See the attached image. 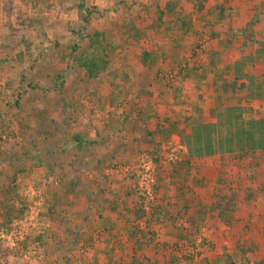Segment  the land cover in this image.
Masks as SVG:
<instances>
[{
    "label": "rangeland",
    "instance_id": "rangeland-1",
    "mask_svg": "<svg viewBox=\"0 0 264 264\" xmlns=\"http://www.w3.org/2000/svg\"><path fill=\"white\" fill-rule=\"evenodd\" d=\"M230 4L229 0H0V264H142L141 260L157 257L165 261L168 253L158 246L163 233L157 227L169 217L159 207L152 205V212L148 204L151 216L133 222L131 230V222L97 206L99 185L108 176L111 182L119 179L118 196L110 195L119 201H115L118 209L138 206L146 169L154 202L165 192L185 195L182 206L191 201L186 215L198 230L195 251L182 241L181 254L188 259L173 264H222L223 254L230 255L233 264L264 263V153L255 151L242 159L236 158L237 153L189 158L178 137L188 113L191 124L212 121L203 119L202 112L194 113L197 81L193 76L188 79L186 69L195 60L200 65L236 61L239 55L234 49L226 52L227 48L241 44L237 36L249 32L229 20ZM78 5L86 9L82 15L87 21L78 18ZM217 23H223L221 29H214ZM9 29L15 31L13 38ZM95 31L104 35L109 66L89 79L83 70H76L73 59L87 49L80 37ZM74 45L79 48L73 50ZM142 52L150 55L148 69L139 59ZM18 53L23 55L21 62ZM206 70L211 77V69ZM187 97L192 102L184 101ZM204 99L199 104L212 108L219 104L217 99L213 103ZM120 125L124 129L118 133ZM156 129L165 137L146 143V132ZM74 137L83 144L78 149ZM153 144L160 145L157 151ZM115 145H125L127 157H118ZM200 146L208 151V145ZM108 151L116 154L114 159L107 156L95 165L96 155ZM225 201L230 210L219 215ZM12 207L23 209V215L13 217L5 226L9 228L3 229L5 211ZM146 220L149 223L139 225ZM170 222L176 229L172 238H183L188 226L184 219L176 216ZM102 229L105 233L95 241ZM116 229L124 239L123 250L105 252L104 234ZM131 231L155 236L138 248L127 238Z\"/></svg>",
    "mask_w": 264,
    "mask_h": 264
},
{
    "label": "trees",
    "instance_id": "trees-1",
    "mask_svg": "<svg viewBox=\"0 0 264 264\" xmlns=\"http://www.w3.org/2000/svg\"><path fill=\"white\" fill-rule=\"evenodd\" d=\"M199 5L200 6H198L199 7L198 9H201L202 5L201 4ZM83 8H84L83 5H78L77 7L78 18H80L83 21L84 20L87 21L88 20L87 16L82 15L83 10H86ZM160 15H161V12H160ZM229 20H231V18H229ZM263 20H264V9L261 10L259 13H257L254 16L253 20H250L246 28L251 29V27H254L255 25L257 26L258 23H261V21ZM23 21L32 23L34 20L32 18H25ZM217 26H219L220 27L219 29H221V27L223 26V23L222 25L220 23H217L214 29ZM9 30H11V35L9 34V36L13 38L12 33H14L15 35V31L12 29H9ZM256 37H257V34L253 32V30H251L247 32V34L243 35L244 41H242L243 47L246 46V43L247 44L255 43L257 45L258 52L255 53L254 56L253 55L252 56L242 55L240 59L236 61L232 70H230L231 69L230 67H226L220 73H218L214 69L211 70L210 73H213L215 75L214 81L212 82V90L213 92H215V96H214L215 99H217L219 102L217 106L213 107L209 111V117L212 118V121L204 122L199 125L193 124L190 127L188 132L182 129L178 134L180 143L186 148L187 155L189 158L202 159V158H207V157H210L216 154H220V155L228 154L229 156L230 155L232 156L235 153H237L236 158L242 159L244 155H247L250 153V157H252L255 151L264 150V77L256 78V77L247 76L243 74H242L243 76H241V72H242L241 70L246 65L247 62L251 64H256L257 60H259V57L263 56L262 51L264 50V38L263 36L260 38L258 37L256 38ZM79 40H85L87 42V45H86L87 49L79 53L78 57H75L73 59L75 68L76 70H79V69L83 70L89 79H95L100 74L104 73L107 67L109 66L108 59H109L110 51L106 49L107 45L104 43V35L101 34L100 32L95 31L91 35H86V36L82 35ZM8 41H10V39H8ZM19 43L21 42H18L17 44ZM226 43L231 44L230 41ZM76 48H79V47L74 45L73 50H76ZM195 53H196L195 51H192V55H195ZM213 54H214L213 56L216 59L219 58L216 52H214ZM22 56H23L22 53L16 54V57L18 58L19 62H21ZM138 56H139V59L142 61L143 65H145V68L148 69L149 68L148 62L150 60V55H148L145 52H142ZM215 62L211 61L210 64L212 67L215 66L216 64ZM186 70L187 71L189 70V72H191L192 69H186ZM201 72H202L201 76L206 77V71L202 70ZM226 72L228 74L232 73L233 77H231L230 79L229 78L230 76L229 75L227 76ZM189 76H191L190 73H188L187 77L189 78ZM56 78H60V77H56ZM242 78H244L245 83H240L237 86L238 80H241ZM206 92L207 91L205 89H202L200 87L195 89V92H194L195 96H193L192 98L193 100H196L195 101L196 105L199 104V101L203 99ZM230 95H238L239 99L236 98L235 104H230V102H228L227 104H224L223 99L226 96H230ZM242 99L245 100L244 102H246V100L248 99L259 100L261 102V106H259L258 109H254L250 106L242 105V102H243ZM15 105L17 106L18 103L16 102ZM199 111H200L199 106H196L194 113L199 112ZM189 118L184 117L181 123L183 122L185 124V122L188 121ZM121 126L122 125L117 127L118 133H120L124 129V128H121ZM158 132H159L158 129L152 132L147 131L145 134L144 141L146 143L153 142L154 140L153 137H155V135H157ZM74 139L77 140L78 138L74 137ZM120 139L123 140V137H120ZM78 140H77V143H78ZM200 145H203V146L208 145L207 146L208 151L206 150V148L203 149V147ZM80 146L81 145H78L79 148ZM148 146H151V145H148ZM152 146L155 147L156 151L159 149V145L157 144L156 145L153 144ZM115 148H117L116 154L120 151L119 154L124 155V157H127L124 153V151L126 150L125 145H115ZM119 154H117L118 157L120 156ZM115 155L111 157V160L114 159ZM255 158H256V155H255ZM232 160L233 158L230 157L228 161H232ZM246 167H249L248 163ZM108 177L104 180L105 182L103 181L101 183V184L105 183L104 185L98 184L100 186L99 193H97V198H99L98 205H102L104 203V200L102 199L104 198V195L118 196L117 194L119 192H117L116 190L118 187L117 185H119L118 184L119 179H114L111 182V179ZM11 179L15 180L14 174H13V177H11ZM124 181L128 182V184L131 183L128 180H124ZM81 185L85 186L84 182H82ZM129 186L131 187L132 185L130 184ZM8 191H10L9 193L12 194L11 193L12 187H10V190ZM140 194H141L142 199L138 206L132 205L133 208H131L128 205L123 209H118L117 202L119 201L115 199V201H117L115 202L112 198H110V201L107 204V206L104 207V210L105 211L107 210V212L110 215L117 214L123 217L124 220L128 221V223L131 222V224L133 222H137L139 220L144 219L145 217H147V215L151 216L150 211H148L149 207L152 209L151 210L152 212H154L155 210L153 209L154 206H156L157 208L160 207L158 206V204L156 205V201L154 202V197H155L154 193H153V201H149L146 204L144 202L145 198H144L142 191H140ZM11 198L13 197L11 196L10 200H12ZM230 199L232 200L233 197H230ZM148 204H149V207H148V210H146V206H148ZM228 205H229V202L225 201V204L219 207L221 210L223 209L226 213H228L230 210ZM187 210H188L187 206H180V207H176L175 209H173L172 207L171 209H167L165 211V214L167 215V217H169L168 219L170 220H173V218H175L176 216L178 218H183L184 223H186V225L189 226V227L188 226L184 227L185 230L189 231L190 229H193L191 236H190V233L188 232L184 234L186 236L182 235L184 236L183 238L178 237L176 239H173L171 237L160 236L161 244H158V246L161 247L165 253H168V255L165 257V261L163 260V258L159 259V257H157V258H153V260L151 259L141 260L142 264H173L178 259H188L187 256L185 257L184 254H181L182 245H183L182 241L187 242L188 250H190L191 252L195 251L196 245L194 242H195V238H197L196 235L198 234L197 232L198 230L194 228V225H195L194 219L186 215ZM51 212L53 213V209H51ZM22 215H23V209H18V210L16 209L15 211L14 207H12L11 209L5 211V214H4L5 222H4L3 229L9 228L5 226H8V224L11 223V220L13 217H15L14 219H18ZM118 226L119 225L115 223V228ZM133 228H135V225L132 224L131 230H133ZM183 230L181 229L180 231L184 232ZM117 231L118 230L116 229V230H112L104 234L105 244H103L104 245L103 249L105 250V252L110 250L111 253H114L123 248L124 239H122L123 237L120 236V234ZM134 232L131 231L127 238L129 237L132 238L133 243L138 245V248L139 247L142 248L143 244L149 245L153 240V238L151 237L155 236L154 235L155 233L154 234L147 233L148 234L147 236H142V234L140 236H137ZM103 233H105L103 229L98 230L95 235V241L101 235H103ZM139 233H140V230H139ZM75 237H78V235H75ZM144 238L146 240L145 243L140 241V239L144 240ZM107 243H108V246L105 247ZM160 260H163V261H160ZM222 264H233L230 255L223 254Z\"/></svg>",
    "mask_w": 264,
    "mask_h": 264
},
{
    "label": "crops",
    "instance_id": "crops-1",
    "mask_svg": "<svg viewBox=\"0 0 264 264\" xmlns=\"http://www.w3.org/2000/svg\"><path fill=\"white\" fill-rule=\"evenodd\" d=\"M230 1H231V4H230L229 12H230L231 16L229 18H231V22L232 23H236L237 27L239 26L241 28H246L247 25L249 24L250 20H253L254 16L257 13H259L261 10L264 9V0H241V1H243V4H240V0H229V2ZM219 4H224V2L220 1ZM236 4H240V5H236ZM216 6H217V4H216ZM251 30H253V32H255L257 34V37L258 38H260L262 36L264 38V20L261 21V23H258L257 26L255 25L254 27H251V29L249 28V31H251ZM237 38L239 40H241V41H244L243 36H241V35H238ZM242 45H243L242 42H241V44H234L233 43L232 44V47H228L227 48L228 50L226 52H229L231 49H234L235 56L236 55H239V57H237L236 61L239 60L242 55H244V56H248V55L252 56L253 55L254 56L255 53L258 52L257 51L258 50V47H257V45L255 43H251V44L250 43H248V44L246 43V46H244V47ZM262 52H263V56L262 57H259V60H257L256 64H251L249 62L246 63V65L241 70L242 71L241 72V76L247 75V76H252V77H256V78L257 77L258 78L264 77V50ZM236 61H232V60L229 61V62H222L221 61L220 64H218V62H217L215 64V66L212 67L211 64H202L201 63V65H200L199 64L200 61L195 60L192 64L189 65V67L187 69H192V70L190 72L191 76H189L190 78H188V79L190 80V79H192L194 77L193 79L197 81V83H196L197 85L194 86V89H196L197 87H200V88L205 89L207 91L205 93V95H204V98H205L204 99V102H206L205 100H207V103L208 102L213 103V101H215V97H214V94H213L214 92L212 90V82L214 81L215 75L213 74L211 77H208L206 75V77H203V76H201V73H202L201 71L202 70H205L206 72L209 71V70H206V69H211V70L214 69L215 71H219V70L222 71L226 67H230L231 68L230 70H232L233 67H234V65H235V63H236ZM196 70H198L199 73H195ZM229 76L230 77H233V74L232 73H229ZM240 83H245L244 78H242L241 80H238L237 86ZM236 98L239 99L238 98V95L226 96L223 99V103L224 104H227L228 101H231L230 104H235ZM188 99L189 98L187 97V99L184 100V101L192 102L190 99L189 100ZM242 100H243L242 105L250 106V107H252L254 109H258L259 106H261V102L259 100H254V99H251L250 100V99H248V100H246V102H244L245 101L244 99H242ZM195 105H196V103H195ZM196 106H199V108H200V111L199 112H202L201 113V117L203 119L206 118L204 116L209 117V111L212 109V105L205 104V106H204L202 104H197ZM160 112H162V111H160ZM188 115L189 116H187L185 118H189V117L190 118H189L188 121L185 122V124L183 123L182 129H185L184 127H186L187 125H191V126L193 125V123L191 124V121H193L192 116H191L190 113H188ZM165 116H169V115H165ZM197 119H199V118H197ZM152 131H154V130H152ZM163 132H164L163 130H160L158 132V134L155 135L154 140L159 142L160 141L159 136L161 135V137H162L163 136ZM164 137L165 136H163V138ZM171 138L172 139H174V138L176 139V136L173 135V136H171ZM77 140L72 141V142H74L73 143L74 144L73 146L76 145L75 146L76 149L79 148L78 145H83V144H81L82 142L80 140H78V143H77ZM94 144H95V141H94ZM159 147H160V145H159ZM258 152H263L264 153V150H261V151H258ZM103 155L104 154H102L101 157L99 155H96V159L93 160V162H94L95 165H96V163L97 164L98 163L99 164L102 163V158L104 160H107V156H109L110 159H111V157L113 155H115V153H112L111 151L109 153V151H108V152L105 153L104 157H103ZM119 155L122 156V157H124L121 154H119ZM87 160L89 161V158ZM163 195L165 197L158 196L157 202H156V205L158 204V206H160L159 207V210H158L159 212L165 213V211L167 209H171L172 207H173V209H175L176 207L182 206V203L181 202H184L185 203V201L183 200V197L185 195L175 196L174 193H170V192H165V194H163ZM104 197H107L109 199L111 198L110 196H107V195H104ZM165 199H166V202H163V201H165ZM253 199L258 200L255 197ZM190 205H191V201H190V204L187 205L188 209H190ZM97 206H100L99 207L100 211H102L104 213L107 212V210L106 211L104 210V207L107 206L106 203H103L102 205H98L97 204ZM158 211L156 213H158ZM190 211H192V209ZM192 212H195V211H192ZM199 213L200 212H198L197 214H199ZM223 214H227V213L225 211H223L222 213L221 212L219 213V215H223ZM170 221L171 220L169 219V221L166 222L165 224H162L161 226L159 225V227H157L158 228L157 230L160 231L161 233H163V236L164 237H171L172 238L173 233L176 231V229L172 226V224H173L172 222L173 221L172 222H170ZM145 223H149V222H146V221L140 222L139 225L145 224ZM190 230H192V229H190Z\"/></svg>",
    "mask_w": 264,
    "mask_h": 264
},
{
    "label": "built area",
    "instance_id": "built-area-1",
    "mask_svg": "<svg viewBox=\"0 0 264 264\" xmlns=\"http://www.w3.org/2000/svg\"><path fill=\"white\" fill-rule=\"evenodd\" d=\"M112 172L113 171L110 170V173ZM149 179H150V172L148 173V170L146 169L143 177L140 179V185H142V193L147 202L153 200V190L148 186Z\"/></svg>",
    "mask_w": 264,
    "mask_h": 264
}]
</instances>
